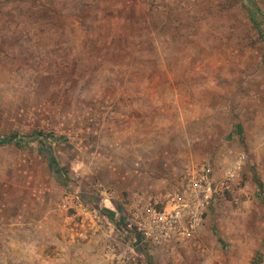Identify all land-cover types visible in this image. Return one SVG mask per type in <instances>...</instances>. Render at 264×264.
Instances as JSON below:
<instances>
[{
    "label": "rangeland",
    "instance_id": "374dc122",
    "mask_svg": "<svg viewBox=\"0 0 264 264\" xmlns=\"http://www.w3.org/2000/svg\"><path fill=\"white\" fill-rule=\"evenodd\" d=\"M111 165L119 212L217 182L189 243L116 229L124 264H264V0H0V264H116L58 209Z\"/></svg>",
    "mask_w": 264,
    "mask_h": 264
},
{
    "label": "built area",
    "instance_id": "2783aa9c",
    "mask_svg": "<svg viewBox=\"0 0 264 264\" xmlns=\"http://www.w3.org/2000/svg\"><path fill=\"white\" fill-rule=\"evenodd\" d=\"M244 159L242 157L241 161ZM89 189L97 192L93 197H99V204H88L83 198L85 193L81 195L83 192L76 190L62 196L58 209L77 219L91 235H102L107 256L116 264H124V259L116 256V243L112 238L116 229L123 228V233H131L133 241L147 249L160 248L170 242L189 243L204 225V215L217 192V182L205 165L189 175L178 191L130 195L120 212L113 203L118 198L114 190L98 181ZM90 194L93 195L92 192ZM105 203H109L111 208Z\"/></svg>",
    "mask_w": 264,
    "mask_h": 264
},
{
    "label": "crops",
    "instance_id": "0c3cea01",
    "mask_svg": "<svg viewBox=\"0 0 264 264\" xmlns=\"http://www.w3.org/2000/svg\"><path fill=\"white\" fill-rule=\"evenodd\" d=\"M137 155L139 156V153H137ZM131 158H133V157L131 156ZM134 158H135V156H134ZM82 168L84 170L89 171L88 170L89 169V166H87V165H82ZM125 170H126L125 168H124V171H123V169H121V170H119V168L116 169L113 165H111L110 167H108L107 170H105V172L107 171V173L105 175L106 178H103V181H104L105 185L108 186V188H111L117 194H118V192H117L118 190H120L121 188H125V186L123 185V183L120 182V177L121 178L123 177L124 172L125 173H128V175L131 174V172L129 170H126V171ZM129 187H130V185H129ZM139 187H142V186L141 185H138V184H135V185H132V187H130V189H138ZM60 213H62V212H60ZM60 216L62 218L63 224H66L65 221H64L65 220V217H66V216H64V213L60 214ZM66 220H68V219H66ZM62 228H64V225H62ZM63 230H61L62 233H63ZM84 231H86V230H84ZM98 237L100 239H103L102 238V235L89 236L90 239L88 240V242L86 244H78L77 243L70 250L71 251L74 250L75 251L74 252L75 254H81V255H84V254H86L88 252L91 253V251H94V249L90 248L91 243H93V241L95 239H97Z\"/></svg>",
    "mask_w": 264,
    "mask_h": 264
},
{
    "label": "trees",
    "instance_id": "16d2710c",
    "mask_svg": "<svg viewBox=\"0 0 264 264\" xmlns=\"http://www.w3.org/2000/svg\"><path fill=\"white\" fill-rule=\"evenodd\" d=\"M246 1H249V0H246ZM251 20L253 22V24L257 27V23L255 22V20L251 17ZM12 137H8V139H3L2 142H5V141H8L9 143L12 142Z\"/></svg>",
    "mask_w": 264,
    "mask_h": 264
}]
</instances>
